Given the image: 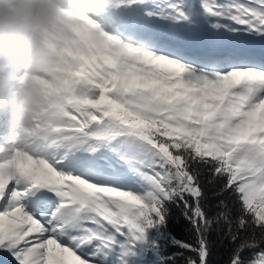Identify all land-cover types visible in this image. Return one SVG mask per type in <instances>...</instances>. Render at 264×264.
<instances>
[{
  "label": "snow or ice",
  "instance_id": "1",
  "mask_svg": "<svg viewBox=\"0 0 264 264\" xmlns=\"http://www.w3.org/2000/svg\"><path fill=\"white\" fill-rule=\"evenodd\" d=\"M107 22L41 111L0 117V254L208 264L215 225L228 264H264V0H118Z\"/></svg>",
  "mask_w": 264,
  "mask_h": 264
},
{
  "label": "clouds",
  "instance_id": "2",
  "mask_svg": "<svg viewBox=\"0 0 264 264\" xmlns=\"http://www.w3.org/2000/svg\"><path fill=\"white\" fill-rule=\"evenodd\" d=\"M118 0H0V117L46 106L42 84L62 80L82 49L85 18L100 30Z\"/></svg>",
  "mask_w": 264,
  "mask_h": 264
},
{
  "label": "trees",
  "instance_id": "3",
  "mask_svg": "<svg viewBox=\"0 0 264 264\" xmlns=\"http://www.w3.org/2000/svg\"><path fill=\"white\" fill-rule=\"evenodd\" d=\"M206 179V178H205ZM208 199L206 204L208 206L209 215L212 216L215 214L218 209L215 208V204L220 199L212 195L214 187L209 185L205 189ZM230 206L233 207V212L235 215V210L238 205H235L234 201H229ZM176 219H174L170 224V231L179 239L186 238V231L190 227L186 220L180 216L178 210L173 209ZM208 239L210 241V255L208 257V264H228L231 249L233 245L231 244L229 238L225 235V228L221 226L218 230L214 225L213 230L209 232ZM168 253L171 254L177 249L169 247L167 249ZM186 255H191L190 253H185ZM247 255V254H246ZM178 264H182V260L178 261Z\"/></svg>",
  "mask_w": 264,
  "mask_h": 264
},
{
  "label": "rangeland",
  "instance_id": "4",
  "mask_svg": "<svg viewBox=\"0 0 264 264\" xmlns=\"http://www.w3.org/2000/svg\"><path fill=\"white\" fill-rule=\"evenodd\" d=\"M156 23L166 27L165 22L157 21ZM0 264H14V261H12L11 257H7L5 254H0Z\"/></svg>",
  "mask_w": 264,
  "mask_h": 264
}]
</instances>
